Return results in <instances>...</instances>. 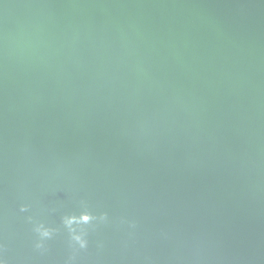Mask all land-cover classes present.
Masks as SVG:
<instances>
[{"label":"water","instance_id":"1","mask_svg":"<svg viewBox=\"0 0 264 264\" xmlns=\"http://www.w3.org/2000/svg\"><path fill=\"white\" fill-rule=\"evenodd\" d=\"M0 258L264 264V0H0Z\"/></svg>","mask_w":264,"mask_h":264},{"label":"clouds","instance_id":"2","mask_svg":"<svg viewBox=\"0 0 264 264\" xmlns=\"http://www.w3.org/2000/svg\"><path fill=\"white\" fill-rule=\"evenodd\" d=\"M26 208H21V211H26ZM107 214L100 216L92 215L91 213L82 212L80 215L67 216L64 219L66 227L69 229L71 240L75 245H78L80 249H86L88 246V240L86 238V233L80 228L78 231L75 226L92 224L94 221H106ZM34 231L39 236V242L36 244V248L41 249L44 247L43 241L49 239L53 235V230L47 228L44 224H38ZM0 264H5V260L0 258Z\"/></svg>","mask_w":264,"mask_h":264}]
</instances>
